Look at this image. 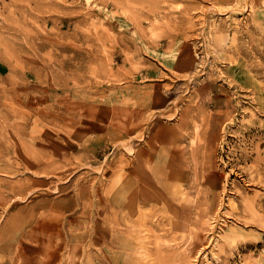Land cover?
<instances>
[{"label":"rangeland","instance_id":"374dc122","mask_svg":"<svg viewBox=\"0 0 264 264\" xmlns=\"http://www.w3.org/2000/svg\"><path fill=\"white\" fill-rule=\"evenodd\" d=\"M54 207L56 264H264V0H0V229Z\"/></svg>","mask_w":264,"mask_h":264},{"label":"crops","instance_id":"0c3cea01","mask_svg":"<svg viewBox=\"0 0 264 264\" xmlns=\"http://www.w3.org/2000/svg\"><path fill=\"white\" fill-rule=\"evenodd\" d=\"M41 211L42 208L40 209L39 214ZM49 214L51 216H49V221H42L40 217L41 215H39L36 219V224L27 231H23L18 240L15 239L16 235L13 236L10 232V221L9 218H7V221H5L4 225H2L0 229V243L10 246L12 243L17 241L15 244H19L21 246V251L25 255V258L32 256L42 258L39 261V264H53V261L55 264L56 262L59 263L60 259H62V257H60L62 256V252L73 242L72 236L69 237V240L66 238V241L62 242L63 246H61L57 243V236L55 235V232L48 231V229L44 227H48V222L49 224H52V222L55 224V222H57L56 220H58V216L64 217L67 214H71V212L64 211L58 213L54 207V209H49ZM44 215L46 216V213H44ZM51 244H56L57 246L53 247ZM47 246H49V250ZM11 249L13 248H9L8 250Z\"/></svg>","mask_w":264,"mask_h":264}]
</instances>
